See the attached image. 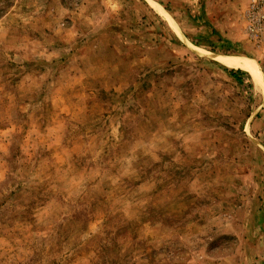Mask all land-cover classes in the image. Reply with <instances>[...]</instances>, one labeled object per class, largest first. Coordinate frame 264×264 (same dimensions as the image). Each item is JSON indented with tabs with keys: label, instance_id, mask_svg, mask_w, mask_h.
Masks as SVG:
<instances>
[{
	"label": "rangeland",
	"instance_id": "1",
	"mask_svg": "<svg viewBox=\"0 0 264 264\" xmlns=\"http://www.w3.org/2000/svg\"><path fill=\"white\" fill-rule=\"evenodd\" d=\"M264 0H0V264H264Z\"/></svg>",
	"mask_w": 264,
	"mask_h": 264
},
{
	"label": "bare ground",
	"instance_id": "2",
	"mask_svg": "<svg viewBox=\"0 0 264 264\" xmlns=\"http://www.w3.org/2000/svg\"><path fill=\"white\" fill-rule=\"evenodd\" d=\"M224 62L229 66L239 67L249 72L256 84L264 89V73L253 59L246 56H230L225 57Z\"/></svg>",
	"mask_w": 264,
	"mask_h": 264
},
{
	"label": "trees",
	"instance_id": "3",
	"mask_svg": "<svg viewBox=\"0 0 264 264\" xmlns=\"http://www.w3.org/2000/svg\"><path fill=\"white\" fill-rule=\"evenodd\" d=\"M230 72L234 75V76H238V73H244L242 69H230Z\"/></svg>",
	"mask_w": 264,
	"mask_h": 264
}]
</instances>
